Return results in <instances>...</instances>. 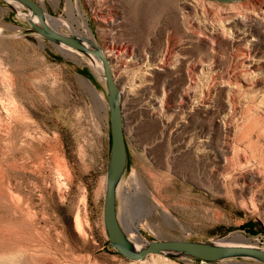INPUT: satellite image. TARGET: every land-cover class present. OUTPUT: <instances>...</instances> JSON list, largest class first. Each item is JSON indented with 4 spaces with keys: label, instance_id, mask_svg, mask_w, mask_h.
Masks as SVG:
<instances>
[{
    "label": "rangeland",
    "instance_id": "rangeland-1",
    "mask_svg": "<svg viewBox=\"0 0 264 264\" xmlns=\"http://www.w3.org/2000/svg\"><path fill=\"white\" fill-rule=\"evenodd\" d=\"M36 1L70 23L61 33L78 35L75 21L85 20L112 53L128 151L117 210L128 236L264 249V0ZM28 16L0 0V264H264L132 261L107 244L101 64L41 37Z\"/></svg>",
    "mask_w": 264,
    "mask_h": 264
},
{
    "label": "water",
    "instance_id": "water-1",
    "mask_svg": "<svg viewBox=\"0 0 264 264\" xmlns=\"http://www.w3.org/2000/svg\"><path fill=\"white\" fill-rule=\"evenodd\" d=\"M14 1L28 11V20L33 30L48 41L76 49L95 56L102 67L106 85V103L110 121L111 150L106 171V185L103 203V223L108 245L122 257L138 261L151 254H169L196 258L204 262H218L233 258H252L264 263V249L242 244H230L225 241H188V240H154L140 247L129 238L122 227L117 210V192L128 167V151L123 128V116L120 103V91L116 84L110 61L103 50L92 40H85L79 35H66L55 30L47 21L46 13L36 0ZM221 3L242 0H214Z\"/></svg>",
    "mask_w": 264,
    "mask_h": 264
},
{
    "label": "bare ground",
    "instance_id": "bare-ground-1",
    "mask_svg": "<svg viewBox=\"0 0 264 264\" xmlns=\"http://www.w3.org/2000/svg\"><path fill=\"white\" fill-rule=\"evenodd\" d=\"M46 19L48 21V23L57 31H60L59 30V26H66L67 28L70 27V23H66V21L64 20H61V19H58L56 17H53V16H50L48 14H46ZM68 21V20H67ZM77 22V30L79 32V36H81L83 39L85 40H92L94 41L93 39V35L91 33V30L90 28L88 27L87 23L85 20H79V18L76 19ZM74 25V23H73ZM73 27V26H72ZM75 29V28H74ZM61 32V31H60ZM105 56L109 59V57L111 56L112 53H104ZM112 56H115V55H112ZM125 93V92H124ZM126 94V93H125ZM121 95V93H120ZM142 217V216H141ZM128 229V228H127ZM139 230V227L136 225H134L133 228H130L128 231L130 232H134V231H138ZM129 238L132 240V242L136 245V247H140L142 244H144V241L141 240L138 236L134 235V234H131L129 233ZM228 240V239H226ZM231 240V239H230ZM232 240H239V241H245L244 237L242 235H239V236H235ZM225 241V239H224ZM244 245H247V244H244ZM250 245V244H248Z\"/></svg>",
    "mask_w": 264,
    "mask_h": 264
},
{
    "label": "trees",
    "instance_id": "trees-1",
    "mask_svg": "<svg viewBox=\"0 0 264 264\" xmlns=\"http://www.w3.org/2000/svg\"><path fill=\"white\" fill-rule=\"evenodd\" d=\"M107 244H108V242H107Z\"/></svg>",
    "mask_w": 264,
    "mask_h": 264
}]
</instances>
